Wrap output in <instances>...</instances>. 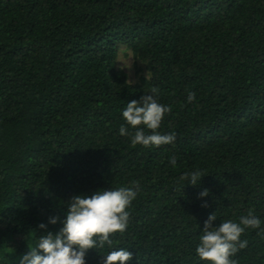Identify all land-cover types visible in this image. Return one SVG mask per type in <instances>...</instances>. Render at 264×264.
<instances>
[{
    "label": "trees",
    "instance_id": "trees-1",
    "mask_svg": "<svg viewBox=\"0 0 264 264\" xmlns=\"http://www.w3.org/2000/svg\"><path fill=\"white\" fill-rule=\"evenodd\" d=\"M122 43L147 78L128 81ZM154 87L170 108L159 131L176 140L133 147L122 109ZM122 186L137 189L128 228L87 264L120 247L130 264H207L195 248L210 214L264 221V0H0V264H18L73 196ZM258 231L236 264H264Z\"/></svg>",
    "mask_w": 264,
    "mask_h": 264
},
{
    "label": "clouds",
    "instance_id": "clouds-1",
    "mask_svg": "<svg viewBox=\"0 0 264 264\" xmlns=\"http://www.w3.org/2000/svg\"><path fill=\"white\" fill-rule=\"evenodd\" d=\"M158 92L154 87L150 94L127 102L122 109L125 123L121 124L119 134L127 136L133 147H159L176 140L175 132L162 134L159 131L170 108L158 102ZM195 99V94L189 92L187 101L191 103ZM169 162L172 166L177 163L174 157ZM203 177L201 170L196 169L185 172L181 179L195 186ZM208 195L207 189L200 193L201 198ZM136 197V188L123 186L100 189L91 195L73 196L66 202L67 212L62 221L59 217H49L47 223L39 225L45 234L39 235L35 244L28 247L18 264H87L89 250L104 248L105 245L111 249L113 241L110 234L126 231L130 219L128 209ZM217 220V214L212 213L204 221L195 248L198 260L207 264H236L232 257L248 246V241L241 239L245 230L258 229V235L264 234V221L252 211L239 217L238 222L223 219L216 225L214 222ZM58 223L62 224L59 231L48 230L49 225ZM102 259L103 264H130L133 253L128 248L120 247L108 251Z\"/></svg>",
    "mask_w": 264,
    "mask_h": 264
},
{
    "label": "rangeland",
    "instance_id": "rangeland-1",
    "mask_svg": "<svg viewBox=\"0 0 264 264\" xmlns=\"http://www.w3.org/2000/svg\"><path fill=\"white\" fill-rule=\"evenodd\" d=\"M118 66L128 74V81L131 83H136L142 76H148L146 63L134 57L130 48L124 43L120 45Z\"/></svg>",
    "mask_w": 264,
    "mask_h": 264
}]
</instances>
